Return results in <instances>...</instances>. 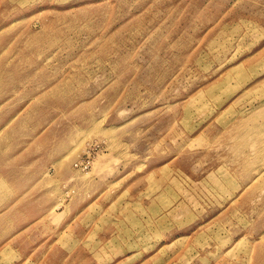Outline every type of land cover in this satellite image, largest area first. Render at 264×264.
Listing matches in <instances>:
<instances>
[{
    "label": "rangeland",
    "instance_id": "obj_1",
    "mask_svg": "<svg viewBox=\"0 0 264 264\" xmlns=\"http://www.w3.org/2000/svg\"><path fill=\"white\" fill-rule=\"evenodd\" d=\"M12 166L0 264H264V0H0Z\"/></svg>",
    "mask_w": 264,
    "mask_h": 264
},
{
    "label": "crops",
    "instance_id": "obj_2",
    "mask_svg": "<svg viewBox=\"0 0 264 264\" xmlns=\"http://www.w3.org/2000/svg\"><path fill=\"white\" fill-rule=\"evenodd\" d=\"M19 160V156L17 155V159L12 160V162L16 163L17 161L19 162ZM13 167L14 166H12L11 168ZM11 168L2 170L3 172L10 174ZM4 182L8 183L9 187L14 191L16 197L15 199L11 200V204L17 206L15 208L16 211L12 214L13 217L11 222L8 225L3 224L0 227V242L1 240H4L3 242H8V249H11L9 241L12 240V236L15 235L17 237V241L19 242V246H22L24 249L30 248L33 240L35 239V236L38 233L40 237L46 238V236L48 235H42L41 233H47L44 231L35 232L33 237L31 238H25V236L21 234V228L25 225L33 224L36 218H38V213L41 211V207L44 205V202L40 200V182L35 181V178L33 180H23V178L15 180H4ZM50 205L55 207V204L53 203L52 205L51 201ZM5 207L6 206H0V212L3 211ZM49 236L50 235H48L44 240V243L45 241H47ZM40 237L38 238L40 239Z\"/></svg>",
    "mask_w": 264,
    "mask_h": 264
},
{
    "label": "bare ground",
    "instance_id": "obj_3",
    "mask_svg": "<svg viewBox=\"0 0 264 264\" xmlns=\"http://www.w3.org/2000/svg\"><path fill=\"white\" fill-rule=\"evenodd\" d=\"M15 168V171L13 172V173H10V174H7V175H5V176H2V179H9V180H15V179H18L19 177H21L22 175H21V173H20V170L19 169H17L16 167H14ZM2 188V189H1ZM9 188V184L8 183H6V182H4V180H2L1 182H0V191L1 190H4V189H8ZM12 197L15 199V193H14V191H12ZM16 206L17 205H13V207L11 208V209H9V210H7V214L4 212L3 214H2V216H4L5 214V216L3 217L4 219H6V221L7 222H9V221H11L12 220V211L16 208ZM14 211H16V210H14ZM52 212V211H51ZM2 219V218H1ZM57 219H59V217H57L56 218V220Z\"/></svg>",
    "mask_w": 264,
    "mask_h": 264
}]
</instances>
